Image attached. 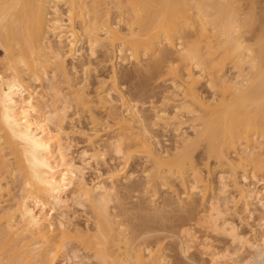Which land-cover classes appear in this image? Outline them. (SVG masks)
Returning a JSON list of instances; mask_svg holds the SVG:
<instances>
[{"label":"bare ground","instance_id":"obj_1","mask_svg":"<svg viewBox=\"0 0 264 264\" xmlns=\"http://www.w3.org/2000/svg\"><path fill=\"white\" fill-rule=\"evenodd\" d=\"M0 41V264H264L224 212L264 170L235 154L264 144V0H0ZM43 79L49 111L26 82ZM50 129L84 139L90 170ZM102 163L120 190L88 185ZM7 177L24 178L14 211ZM72 185L84 210L55 223Z\"/></svg>","mask_w":264,"mask_h":264},{"label":"rangeland","instance_id":"obj_2","mask_svg":"<svg viewBox=\"0 0 264 264\" xmlns=\"http://www.w3.org/2000/svg\"><path fill=\"white\" fill-rule=\"evenodd\" d=\"M1 42V41H0ZM2 43L4 44V42L2 41ZM0 44V60H4V48H2L3 47V44ZM2 45V46H1ZM107 65V64H106ZM110 67V66H109ZM108 67V69H107V67H106V70H105V67H102V68H104V70H103V72H102V74L103 75H106V73H108L109 72V68ZM48 76H50V75H48ZM27 83H29V84H31L32 85V87L33 88H36V91H37V93L38 94H42V95H39L40 96V98L42 99L43 98V100L45 99V105H46V110L47 111H49V110H52L53 109V107H52V105H51V102H50V93H49V86H50V82L48 81V80H44L43 79V81H26ZM36 82V83H35ZM34 85V86H33ZM36 85V86H35ZM43 86V87H42ZM39 87V88H38ZM203 88H205V85H203V86H201V89H202V92H203V90H205V89H203ZM200 89V90H201ZM43 92V93H42ZM205 92V91H204ZM47 95V96H46ZM43 96V97H42ZM47 97V98H46ZM85 115H87V114H85ZM53 126V125H52ZM49 128H51L52 130L54 129V127L52 128L51 126L49 127ZM50 129V130H51ZM51 130V131H52ZM53 132V131H52ZM55 134V136H56V131H54L53 132V135ZM63 137H62V136ZM70 135H67L66 134V132H62V133H59V134H57V136H56V139L58 140V141H60V144L61 145H65L63 148V150H62V153L64 152V155H66V157H67V159L69 158L70 159V157L76 162V164H79L80 166L81 165H83L82 163H84V166L83 167H86V169H88V167H87V164H86V166H85V162H81V161H83V159L84 158H82V160H81V158H79V157H82V155H80L79 156V154H81V153H78L79 151L81 152L82 150H80V148H82V147H84L85 145H87L86 143H83V138L80 136H78V140H77V142L78 143H80V146H82V147H80L79 146V144L78 145H76V144H74L72 147H68L67 145H68V143H69V137ZM58 137V138H57ZM61 137H62V139H61ZM64 138V139H63ZM258 141V143L259 144H253V143H249V149L247 148V150H246V145L247 144H243L242 146H238L239 147V151L237 150V151H235L236 153L235 154H238L239 153V155L238 156H244V155H246V153L247 152H249V151H252V152H259L262 156H264V144H263V142H261V140H257ZM65 142V143H64ZM82 143H83V145H82ZM85 144V145H84ZM262 144V146L259 148L258 147V145L260 146ZM248 146V145H247ZM79 147V148H78ZM71 148V149H70ZM252 148V149H251ZM77 149V150H76ZM79 149V150H78ZM244 150V151H243ZM241 151V152H240ZM238 152V153H237ZM232 156H234L235 157V155H234V153L232 154ZM68 159V160H69ZM76 159V160H75ZM85 160V159H84ZM87 162V161H86ZM91 165L93 166L94 164L93 163H91ZM103 165H105V168L106 169H108V167H107V164H104V163H102V165L99 167V171H102L103 172V170L102 169H104V175L103 176H101V179H100V176L99 175H97L96 173H98L97 171H95V170H92V169H94V168H92V166H91V171H88V170H90V166H89V169L88 170H86L85 171V180L87 181V183H88V185L89 186H92L93 184H96V183H98V182H103V180L104 181H107L108 180V178H109V174H106L107 173V171L105 170V168H101V167H104ZM93 167H95V166H93ZM61 169H63L62 167H60ZM95 172V173H94ZM100 173V172H99ZM98 173V174H99ZM100 174H102V173H100ZM107 175V177H105V178H102V177H104V176H106ZM98 176H99V179H98ZM10 177H7V180L6 179H4L5 181H7L8 182V180H10L9 182H11V183H9L8 182V184H6L5 183V181L2 183V186H3V190H1V193H3L2 195L4 196L2 199V202H3V205H4V207H6L5 209H3V205H2V210L3 211H8V210H12V211H14L15 209H17V205H15V203H19L20 202V200H22L23 201V199H22V196L24 195V193H23V195H22V192H23V187H25V185L23 186V184L22 183H24V182H22V181H24L23 179L24 178H22V177H17L16 179H14L13 177H11L10 179H9ZM97 178V179H96ZM250 178V176H248V179ZM15 180V182H13L12 180ZM22 179V181H19V180H21ZM18 180V182H16ZM96 180V181H95ZM113 180H115L116 182H115V185L117 186V188L120 190L121 188H122V185H121V183L123 182V180H121V176L120 177H115V179H112V181L109 179L108 181L110 182V183H112V182H114ZM119 180V181H118ZM121 180V181H120ZM107 181V182H108ZM107 182H105V183H107ZM17 183V184H16ZM117 183V184H116ZM4 184H6V186L8 185V186H11V187H6ZM12 184V185H11ZM14 184V185H13ZM25 184V183H24ZM92 184V185H91ZM108 184V183H107ZM22 185V186H21ZM180 185V184H179ZM179 185H177V187H180ZM13 186V187H12ZM18 186V187H17ZM246 186H247V189H249V190H252V189H254V193L255 194H253V196L254 197H251V199L249 200V204L247 205V207H243V205H244V200H242V199H239L240 197H238L240 194L238 193V192H235L234 193V191H236L237 189H230V193L232 192L233 194L232 195H234V197H236V195H237V197H236V201L235 200H233V202H232V195H228L227 196V199L226 200H228V201H226V200H223L226 204H225V208L226 209H224V212H229V214L227 215V217H229L228 219L231 221L233 218V220H232V222L235 224V225H237V227H238V225L239 226H241L240 228H239V231L240 232H244L243 234H245V235H247V234H249L248 235V237L249 238H253L252 240H253V242H254V244L255 245H257V244H259V242L262 244L263 243V239H264V219H262V218H264L263 216H264V207L261 205V201L262 202H264V170L262 171V173L260 172L259 174H258V177H257V180H253V179H249V180H247V183H246ZM4 187H5V189H4ZM17 188V189H16ZM18 190V191H17ZM6 191V192H5ZM76 191V192H75ZM10 192L13 194H10ZM7 193H8V195H7ZM10 194V195H9ZM17 194V195H16ZM18 194H19V196H18ZM77 190L75 189V186L74 185H72V186H70L68 189H67V191H65V193H64V196H63V199H65V201H66V204H68V209L66 210V208H65V210H63V209H58V211H57V209H56V211H54V214H53V212L51 211L50 212V209L48 208V207H46V209H45V214L47 213V214H49V216H51L54 220H55V223H57L59 220H57L58 218H57V216L59 215L60 216V213L62 214V211L64 212V211H68L69 210V212H74L75 210H77L76 212H78V210H79V212H83V208H80V206H78V205H76V203L77 202H75L74 200V198L75 197H79V195L77 196ZM239 194V195H238ZM12 195V196H11ZM229 196H231V197H229ZM15 197V198H14ZM30 197V198H29ZM4 198L6 199V200H4ZM12 198V199H11ZM221 198H225V197H221ZM230 198V199H229ZM9 199V200H8ZM31 198V196H28L27 195V202H28V206L30 205V207L29 208H32V210H33V208H34V214L36 213V214H38V212H39V208H37L36 206H35V200L34 199H32ZM72 199H74V200H72ZM79 199V198H78ZM238 199H239V202H238ZM13 200V201H12ZM222 200H221V202H222ZM240 200H241V202H240ZM10 202V203H9ZM14 202V203H13ZM68 202V203H67ZM224 202H222L221 203V205H222V207H224ZM8 206V208H7V206H5V204ZM13 203V204H12ZM239 203V204H238ZM233 204H235V205H233ZM14 205V206H13ZM74 206V207H73ZM234 206V207H233ZM10 207V208H9ZM229 207V208H228ZM69 208H71V209H69ZM77 208V209H76ZM233 208V209H232ZM81 209H82V211H81ZM18 211V210H17ZM59 212V213H58ZM231 212H234V213H231ZM239 212V213H238ZM263 212V213H262ZM20 213V212H19ZM56 213H57V215H56ZM231 214V215H230ZM233 214H234V217H233ZM55 215H56V217H55ZM230 215V216H229ZM232 216V217H231ZM262 216V217H261ZM16 217H18V214H16ZM20 217V216H19ZM18 217V218H19ZM231 217V218H230ZM240 218V219H239ZM20 219L21 218H19V219H17L16 218V225L15 226H17L18 224H20ZM242 219V220H241ZM262 219V220H261ZM53 220V221H54ZM56 220H57V222H56ZM241 220V221H240ZM244 220V221H243ZM19 222V223H18ZM240 224H242V225H240ZM262 224V225H261ZM247 225V226H246ZM249 225H251V226H249ZM18 227V226H17ZM16 227V228H17ZM19 227H20V225H19ZM18 227V228H19ZM248 227V228H247ZM252 228H254V229H252ZM245 232H247V233H245ZM254 234V235H253ZM253 235V236H252ZM252 236V237H251ZM255 236V237H254ZM256 238V239H255ZM259 240V241H258ZM263 240V241H262ZM252 242V243H253ZM33 248V247H32ZM249 249H247V255L248 254H250L251 252H249L248 251ZM36 251H38V250H35V252ZM64 255H65V253H63ZM245 254H246V252H245ZM64 255H61L60 256V258H59V260H58V258H57V260H56V263L55 264H73V263H77V261L79 260L80 261V258L78 259V260H73V261H75V262H73V261H71V262H67L68 260H69V258L68 259H66L65 260V258H67V256L65 257ZM66 262V263H65Z\"/></svg>","mask_w":264,"mask_h":264}]
</instances>
